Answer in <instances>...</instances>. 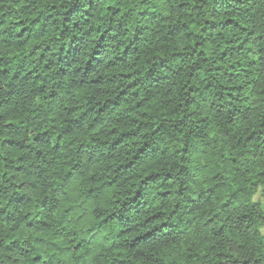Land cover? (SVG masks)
Instances as JSON below:
<instances>
[{"label": "clouds", "instance_id": "obj_1", "mask_svg": "<svg viewBox=\"0 0 264 264\" xmlns=\"http://www.w3.org/2000/svg\"><path fill=\"white\" fill-rule=\"evenodd\" d=\"M0 264H264V0H0Z\"/></svg>", "mask_w": 264, "mask_h": 264}]
</instances>
